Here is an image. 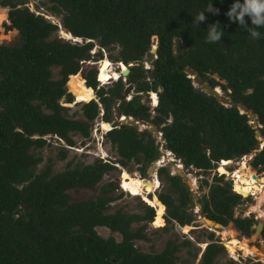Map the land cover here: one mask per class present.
<instances>
[{
	"label": "trees",
	"instance_id": "16d2710c",
	"mask_svg": "<svg viewBox=\"0 0 264 264\" xmlns=\"http://www.w3.org/2000/svg\"><path fill=\"white\" fill-rule=\"evenodd\" d=\"M22 2L0 0V18L6 17L5 22L1 20L3 31L14 28L20 36L17 44L0 42V264H175L178 244L188 240L175 243L168 238L160 250L142 251L133 239L145 238L144 222L133 228L129 223L158 218L157 225L162 228L165 222L174 221L187 230L193 219L184 207L190 201L188 186L177 173L158 165L156 176H163L166 185L155 192V197L149 196L151 201L144 202L141 214L119 208L107 211L108 201L116 195L113 192L119 185L115 179L97 184L101 176L114 166L113 162L125 167L132 159L143 178L145 167L158 156L157 142L147 128L117 122L110 115L111 102L124 84L119 77L102 88L96 86L94 67L77 72L79 60L89 57L87 50L93 40L106 50L115 45V55H107L126 63L142 58L152 34L156 45L149 68L132 63L125 74V82L140 92L129 99H119L118 110L153 123L160 131L162 145L183 166L198 171L211 168L218 158L238 157L253 150L249 164L255 171L262 170L259 175L242 163V158L232 171L223 166L228 159L219 162L217 171L236 180L235 191L253 195L244 212H253L256 218L263 216L259 237L264 245V146L255 150L258 140L254 136L255 130L264 136V28L256 29L261 37L253 40L243 27L230 22L225 13L234 0H43L44 10L58 17L65 33L89 38L76 42L57 36L55 22L29 10ZM210 5L219 9L218 15L205 11ZM203 11L206 20L197 26L193 21ZM245 20L248 27H253L249 17ZM217 22L224 35L220 42L207 43L206 31ZM173 37L180 39L179 46H173ZM0 38H4L2 34ZM51 65H57L56 78L50 76ZM119 66L125 67L121 63ZM185 66L200 81L225 90L229 104L219 103L193 85L183 70ZM76 73L82 82L80 89L88 96L66 90L64 84ZM97 73L99 80L98 69ZM156 88V104L149 115L141 94ZM93 93L102 107L100 119L106 128L110 126L103 135L115 157L94 158L73 166L65 161L64 167L54 172L45 164L36 171L34 165L40 156L29 148L46 144L48 139L43 134H54L69 145L73 142L70 132L88 135L90 121L98 111L91 98ZM71 94H75L74 101H81L80 117L67 115L66 106L59 103L60 98L70 101ZM149 96L153 103L155 94ZM236 101L255 114L254 125L244 111L236 108ZM57 155L62 158L64 149L59 148ZM174 166H180L178 161ZM186 176L193 186L190 175ZM221 176L212 173L209 180L199 179L206 190L198 198V209L223 226L217 232L227 252L234 255L235 250H240L255 255L256 250L246 238L254 220L251 214L233 215L232 207L241 202V197ZM118 178L122 188L124 180L120 175ZM150 180L154 182V176ZM95 185L99 189L92 197L70 199L66 191ZM227 222L242 235L240 238L225 225ZM95 225L118 232L119 238L101 236ZM221 250L222 245L207 231L196 264H212ZM227 264L234 262L229 260Z\"/></svg>",
	"mask_w": 264,
	"mask_h": 264
},
{
	"label": "rangeland",
	"instance_id": "374dc122",
	"mask_svg": "<svg viewBox=\"0 0 264 264\" xmlns=\"http://www.w3.org/2000/svg\"><path fill=\"white\" fill-rule=\"evenodd\" d=\"M21 1H23L22 4L26 5V7L29 10L42 14V16H44L50 21H53V22L59 21L57 16L50 14L44 10L45 3L43 2V0H21ZM4 7L6 11L7 6H4ZM1 20L2 19L0 18V34L4 35L5 33H8V37L0 38V42L6 41L8 45L17 44L19 42V35L16 29L11 28L7 30L6 32H4L2 25H1ZM5 20H6V17H5ZM5 20L3 19L2 22H5ZM10 32H12L11 33L12 35L10 34ZM56 35L59 37H62L63 39L64 38L68 39L70 41L75 39V38L74 39L68 38L70 34L65 33L63 29L61 28L60 30L56 31ZM91 44L93 43L91 42ZM91 48H92V45H91ZM97 50L99 51V55H101V50L99 48ZM104 51L105 53H110L111 55H115L116 46L114 45V47L108 50L104 48ZM97 56L98 54H96V52L93 53V55L89 54V58L91 62L88 64L85 62H81L79 64V67H81V71L91 66L94 67V63L92 60L95 59ZM107 58H102L97 63V67H98L97 69L100 72L99 79H101V81L104 82L103 84H100L102 88H105L111 85V80L113 79H109V78L117 77V71L114 70V68L112 67L115 65V62H113L114 59L108 55H107ZM108 60L111 62H109ZM49 68H50V76L52 78H56L59 76L57 73V65H51L49 66ZM78 73L80 74V72ZM64 86L66 87V90H68L69 92L75 91V92H78L80 95L88 96L87 93H84L82 89H80L82 87V82L79 80L78 74H75L74 76L70 77L66 81ZM123 86H125V83L123 84ZM76 89L78 90L76 91ZM220 91L223 94H225V90L220 89ZM71 97L74 100L72 94H71ZM146 98H147L146 94L142 93L141 100H143L144 102ZM72 99L70 101H64L63 98H60L59 103L66 106L65 112L67 115H73V116L80 117L78 107L81 101L72 102L73 101ZM110 115L112 116V109L110 111ZM254 123L255 121L251 124L254 125ZM134 125L136 126V128L138 126L139 128H142L141 124L138 125V123H136ZM105 128H106L105 122H103L98 116H95L90 121V124L88 126L87 136H81L75 131L70 132V136L73 140L71 145L64 143L61 138L59 139L53 135L49 136L46 144L40 147L29 148V150L33 154L40 156V160L36 162V164L34 165V169L37 171L41 169L45 164H49L50 171L54 172V171L62 169L64 167L65 161H68L70 166L79 165L83 162H89L90 160L97 158L96 154H99V153L105 155V158L107 159H113L115 157V152L103 135V132H104L103 129ZM150 133L152 136H154V140L157 141V152H158L157 157L159 161H161L159 164H164V166L167 167L169 171H174V163L176 162V159H172L174 158L172 154L170 152L168 153L165 150V148H163V145H161L162 140L159 138L157 131L154 130L153 132H151L150 130ZM260 137L264 139V136L260 135ZM59 148L64 149V156L62 158H60L57 155ZM252 152L253 150L247 152L244 157H241L242 158L241 162L244 164L246 163V165H249L248 162L250 160ZM238 159L239 158H237L236 165L235 163L229 160L227 162L228 165L226 166L227 170L237 167L239 165V160H240ZM178 163L181 166V167H178L179 170H181L184 173L180 176L182 180L184 181V178L187 177L186 174L188 173L190 177L192 178L191 180L193 181V186L191 185L188 186V189L190 192V201L198 202V198L200 194L202 192H205L206 190L205 186L201 182H199V179L200 178L209 179L212 174L211 168L205 169L203 171H198L197 168L195 167H192L189 165L183 166L180 161H178ZM136 164L137 163H135L132 159H130L127 161L125 167L114 165L108 172L104 173L99 179V181L97 182V184H99L101 182H104L106 179H115L118 182L119 189L113 192L116 195H114L112 199L108 201L107 211H111L114 208H119L125 212H135V213L141 214L143 210V204H146L144 202H150L151 197H155V192L157 190L164 189L166 182L163 176H160V177L156 176L158 182L157 180H154V182L151 183V186L149 188H146L145 182L147 178H145V176L143 178H140L138 176V170L136 168ZM147 166L145 167V170H144L145 172H146ZM250 168L257 175H259V173L262 171L261 169L255 171V168L253 166H250ZM118 175L122 176L124 180V184L122 188L120 187V184L118 181L119 180ZM221 179L226 180V181L228 180L230 189L233 190L232 188L234 187L233 181H236L235 179L232 180L230 175L226 173H222ZM230 183L232 185H230ZM109 188L110 186L107 185L106 191H108ZM97 189L99 188L97 185H95L92 188H83V187L77 188V189L68 188L66 191L70 199H79V198H84L88 196L92 197L93 195L98 193ZM147 193H150L151 197L147 196ZM193 195H196V198H193L192 197ZM240 197H241L240 199L241 202L238 204H248L253 200V195H251L250 193H248L245 196L240 194ZM238 204L232 207L233 215L251 214L253 220L255 221L256 217L254 213L253 212L245 213L243 209L241 210L240 208L237 207ZM261 207L262 209L264 208V203L261 205ZM198 208H199L198 205L195 204L194 207L190 209H186V210H189L193 214V219L191 220L189 224L190 226L188 227L187 230H182L178 226V224L174 221H172L171 224L168 222H165L166 227L162 228L160 225L159 226L157 225V222L160 221L158 218H155L152 221H149V220L130 221L129 225L131 228L135 227L141 222H144V227L142 229V232L145 235V238L133 239V244L142 251H158L161 249L165 240L168 238L171 239L175 243H180L181 240L186 239L188 240V243L183 244V245L178 244L177 246V250L175 251V256H176L175 264H186V263L196 264L197 255L199 251L201 250L203 244L206 242V233L207 231H211V238L217 240V242H219L222 245V250L219 251L214 256L212 264H227L229 260L233 261L234 264L235 263L248 264L249 262L254 261V260L264 261V245L260 244V239L253 236L252 234L253 226H252L251 233L248 236H246V238H248L247 243H249L251 246H256L258 248L257 251H254L255 255H253L252 253H251L252 255H248L240 250H235L234 255H231L229 252H227L224 245L222 244V238L220 236V233L217 232V230L221 228H219V226L210 224V222L204 223V221L201 218L203 214L199 211ZM225 225L233 228L230 222H227V224ZM94 229L101 236H106L110 234L116 240L119 238L118 232L109 231L105 226L95 225ZM233 229L235 230L234 236L237 238H240L242 235H240L235 228ZM257 244H259V246ZM193 253H194V256H192ZM184 261H186V263H184Z\"/></svg>",
	"mask_w": 264,
	"mask_h": 264
},
{
	"label": "water",
	"instance_id": "95a60500",
	"mask_svg": "<svg viewBox=\"0 0 264 264\" xmlns=\"http://www.w3.org/2000/svg\"><path fill=\"white\" fill-rule=\"evenodd\" d=\"M55 23H56L57 27L60 26L59 25V21L58 22H55ZM58 30H60V27L58 28ZM11 33L12 32H10V34ZM19 40H20V36H19ZM2 43L7 44L6 41H4ZM155 43H156V37L155 36H152L151 37V40H150V45H149L148 49L144 52V54L142 56V60L143 61L149 62L151 60V58L153 57L154 49H155ZM172 43H173V46L177 47L180 44V39L178 37H173L172 38ZM131 62L132 63H135V64H139V63H141V60L140 59H137V60H132ZM145 69L147 70L148 67H145ZM183 70H184V72L186 73L187 76H190L191 83L193 85H196L198 89L204 91L206 94H211L221 104H224V105L229 104V97L227 95L223 94L220 91V88L217 85L210 86L206 81H204V80L200 81L199 77L193 72V70L191 68L187 67V66H185L183 68ZM127 71H128V67L127 66H125L123 69H120V72L122 74H126ZM130 87H131L130 83H126L125 86L122 87V90H121L120 94L112 100V103H111L112 116H113V118H117L118 119V122H125V123H128V124H136V123H138V125L139 124L144 125L146 123L142 119H134L131 116H126L124 114H123V117H119V115L122 114V113L117 108L118 99L121 98L122 95L129 90ZM226 91H228V89H226ZM235 106H236V108H238L239 111H244L245 112L246 116L250 119V122L251 123H253L255 121V114L251 110L247 109L246 106L243 103H241L240 101H236L235 102ZM147 129L149 131L151 130V132H153L155 130V126L153 124L149 123L147 125ZM254 136L258 140L257 141L258 147L256 148V150H257L259 147L264 146V144H260L261 137H260L258 131H255L254 132ZM154 168H155L154 161L151 160L149 162L147 168H146L145 178H150L151 176H153V174H154L153 173ZM174 172L177 173L179 176H181L182 174H184L181 170H179V168H177L175 166H174ZM184 182H185V184L187 186H190L191 185L190 184V178H188V177H185L184 178ZM192 197L193 198H196V195H193ZM195 204H197L198 207H199V203L198 202H195V201L194 202L193 201H189L184 207H185V209H190V208L194 207ZM237 207L240 208L241 210L243 209V211H244V209L246 208V204H238ZM201 218L204 221L210 222V224H212V225L220 226V224L218 222L213 221V220L207 218L205 215H203ZM262 222H263V216H262V218H255V221L252 224V226H254V224L255 225L256 224H259V228L256 231V233H257L258 236H259V230H260V227L262 225ZM198 257H199V253L197 255L196 261L198 260Z\"/></svg>",
	"mask_w": 264,
	"mask_h": 264
},
{
	"label": "clouds",
	"instance_id": "9594fccd",
	"mask_svg": "<svg viewBox=\"0 0 264 264\" xmlns=\"http://www.w3.org/2000/svg\"><path fill=\"white\" fill-rule=\"evenodd\" d=\"M205 11H208V12H210V13H212L213 15H218L219 14V9H216V8H214L212 5H210L207 9H205ZM205 11H203V12H201V13H199L196 17H195V19H194V21H193V23H195L197 26L200 24V23H202V22H204L205 20H206V17H205V15H204V12ZM225 15L228 17V19H229V21L230 22H232V23H237L240 27H243L247 32H249V36L253 39V40H258V39H260V37H261V33L259 32V31H257L256 29H258V28H264V0H243V2H241V0H234V2L231 4V6H230V8H229V10H228V12L227 13H225ZM245 17H249L250 18V20H251V24L253 25V27H248V25H247V23H246V20H245ZM60 26H58V28H59ZM68 32V31H67ZM207 36H206V42L207 43H216V42H220V40H221V38H222V36L224 35V33H223V31H222V29H221V26H220V24H219V22H217V23H214V24H212V25H210L209 27H208V29H207ZM69 33V32H68ZM153 36H155V34H152ZM152 35H150V36H152ZM73 37H76V36H69L68 38H71V39H74ZM156 37V36H155ZM76 39V38H75ZM88 40V39H87ZM149 40H151V39H149ZM92 48H95V46H96V43H94L93 41H92ZM155 45H156V43H155ZM148 47H149V45H148ZM175 47V46H174ZM90 48H91V46H90ZM97 49L98 48H96V49H94V53L96 52V54H97ZM154 53V52H153ZM106 57H107V54L105 55ZM143 56V55H142ZM155 56V55H154ZM153 56V57H154ZM100 57H104V56H102V53H101V55H99L98 54V56L95 58V59H97V58H100ZM87 59H89V57L87 58ZM95 59H93V60H95ZM152 59V58H151ZM114 60H116V59H114ZM113 60V62H115ZM141 60V64H142V58L140 59ZM109 61V60H108ZM87 62V61H86ZM111 62V61H110ZM122 61L121 60H118V62H115V66L113 67V68H115V69H117V68H119V66L118 65H120V63H121ZM93 63H94V68H96L95 66V61H93ZM148 64H149V66H150V61L149 62H147ZM122 64H124L125 65V63L124 62H122ZM132 64V63H131ZM125 66H127L128 67V65H125ZM143 66V65H142ZM149 66H148V68H149ZM145 68V67H144ZM118 71V70H117ZM119 71H120V69H119ZM80 72V71H79ZM119 77V74L117 73V77H114V78H109V79H113V80H115V79H117ZM120 78V77H119ZM94 79H95V72H94ZM96 81V80H95ZM106 82V81H105ZM104 82H101L100 84H103ZM126 83H129V82H126ZM100 84H98V85H100ZM131 84V83H130ZM157 89L158 88H156V89H154V90H151V89H149V90H151V91H157ZM146 92V91H145ZM146 94V93H145ZM117 97V96H116ZM91 98H96L95 96H94V93H93V97H91ZM115 98V97H114ZM122 98V97H121ZM120 98V99H121ZM73 100V99H72ZM95 100V99H94ZM119 100V99H118ZM156 100H157V95H156ZM72 102H77V101H72ZM155 104H156V102H155ZM148 105V104H147ZM149 111V110H148ZM150 114V113H149ZM124 115H128V114H124ZM97 116V115H96ZM130 116V115H129ZM132 117V116H131ZM100 118V117H99ZM133 118V117H132ZM114 119V118H113ZM135 119V118H134ZM115 120V119H114ZM168 120V118H166V121ZM109 122V125H110V121H108ZM145 123L146 124H144V125H142L141 127H145V128H147V124H149L150 122H148V121H146L145 120ZM151 124H153V123H151ZM154 125V124H153ZM155 126V125H154ZM110 127V126H109ZM108 127V128H109ZM108 128H106V129H108ZM106 129H103V131H105ZM137 129H140L139 128V126L137 127ZM156 130H158V129H156V127H155V131ZM104 133V132H103ZM159 138L161 139V137L159 136ZM162 140V139H161ZM157 142V141H156ZM162 143H163V140H162ZM162 143H161V145H162ZM163 148H165L164 146H163ZM165 150L169 153L170 151L167 149V148H165ZM256 150V149H255ZM171 153V152H170ZM172 154V153H171ZM252 154H253V152H252ZM172 156L174 157V158H172V159H178L177 157H175L173 154H172ZM156 158H158V157H156ZM231 158V157H230ZM230 158H225V159H230ZM155 159V158H154ZM154 159H152L153 161H154ZM218 159H222V158H218ZM217 159V160H218ZM216 160V161H217ZM178 161H180L179 159H178ZM249 163V162H248ZM114 165H118V166H120L119 164H114ZM160 165H164V164H160ZM250 165V164H249ZM213 166H216L215 165V163H214V165ZM212 166V167H213ZM179 167H181V166H179ZM178 168V167H177ZM156 169V168H155ZM175 173V172H174ZM213 173H216V171L215 172H213ZM222 173H224V172H217L216 174H222ZM156 174V173H155ZM138 176H140L139 174H138ZM143 176H145V174L143 175ZM143 176H141V177H143ZM209 180V179H208ZM233 191H235V190H233ZM235 192H237V191H235ZM237 193H239V192H237ZM147 195L148 196H150V193H147ZM240 195V194H239Z\"/></svg>",
	"mask_w": 264,
	"mask_h": 264
},
{
	"label": "built area",
	"instance_id": "2783aa9c",
	"mask_svg": "<svg viewBox=\"0 0 264 264\" xmlns=\"http://www.w3.org/2000/svg\"><path fill=\"white\" fill-rule=\"evenodd\" d=\"M153 36V35H152ZM152 36H150L149 37V39H151V37ZM76 39H74V40H71V41H75L76 40V42H81V41H86L87 39H89V38H87V37H83V38H81V37H79V36H76L75 37ZM149 45H150V40H149ZM95 47H97V48H99L100 50H101V53H102V56H105L107 53H105V51H104V48L103 47H101L100 45H98V44H96V46ZM94 49H96V48H88V52H89V54L90 55H93V53H94ZM153 56H154V53H153ZM99 60V58H97V59H95V60H92V61H98ZM80 61V63L81 62H85V63H87L88 64V62H86V61H90V58L89 59H80L79 60ZM115 62H118V60H114ZM110 62V61H109ZM132 62L130 61V62H126L125 63V65H130ZM96 65V64H95ZM142 65H143V67H148L149 66V64L147 63V62H145V61H143L142 60ZM115 66V65H114ZM114 66H112V67H114ZM96 67V66H95ZM80 69H81V67H78V69H77V72H79L80 71ZM119 69L120 68H118V71H117V73L119 74V77H120V79H121V81H123L125 84H126V82H125V74H122L120 71H119ZM147 78V77H146ZM95 80H96V86L98 85V84H100L102 81H101V79H99V80H97V75H95ZM131 85V87L129 88V90L126 92V93H124L123 95H122V98H124V99H129L130 98V96L132 95V94H134V93H139L140 91H135L134 89H133V86H132V84H130ZM150 93H151V90H146V99H145V103H147L148 104V110H149V115H151L152 113H153V106L155 105V102H156V91H153V93L155 94V101L152 103L151 102V96H149L150 95ZM95 99V102H96V104H97V108H98V111H97V116L98 117H100L101 116V112H102V107H101V104L97 101V99L96 98H94ZM120 99V98H119ZM119 101V100H118ZM143 101V100H142ZM126 116H129V115H126ZM119 117H123V114H120L119 115ZM118 117V118H119ZM117 122H118V119L117 118H114ZM148 125V124H147ZM157 131V134H158V136H160V131L159 130H156ZM48 135L49 134H43L42 135V137H44V138H46V139H48ZM53 136H55V137H57V138H59L58 136H56V135H54L53 134ZM60 139V138H59ZM243 155H246V153H242V154H240L238 157H231L230 159H228V160H230V161H232L233 163H235V165L237 164L236 163V161H237V158H239V159H241V157H243ZM96 156H97V158H99L100 160H107V158H105V155H103V154H96ZM238 159V160H239ZM222 160H227V159H218L217 161L215 160V165H217V164H219V161H222ZM155 162H157V158H155L154 159V164H155V168L158 166V165H160L159 163L161 162H159L158 164H156ZM114 164H115V162H113ZM230 163V162H229ZM228 165V163H225V164H223V166L224 167H226ZM155 168H154V171H153V176H154V179L155 180H157V178H156V174H155ZM226 169H227V167H226ZM211 171H212V173L213 172H219V171H217L216 170V166H213V167H211ZM168 172L169 173H174V171H169L168 170ZM157 182H158V180H157ZM120 184V183H119ZM121 187V186H120ZM124 190V189H123ZM126 191V190H125ZM127 192V191H126ZM244 264V263H243Z\"/></svg>",
	"mask_w": 264,
	"mask_h": 264
},
{
	"label": "bare ground",
	"instance_id": "6f19581e",
	"mask_svg": "<svg viewBox=\"0 0 264 264\" xmlns=\"http://www.w3.org/2000/svg\"><path fill=\"white\" fill-rule=\"evenodd\" d=\"M72 36V35H71ZM3 37L4 38H6V37H8V33H5L4 35H3ZM74 38V37H73ZM102 58H107L106 56H104V57H100L99 58V60L96 62L95 61V64H96V68H95V75H97L98 73H97V63L100 61V59H102ZM108 59V58H107ZM88 63H90L91 61H87ZM121 64H122V62H121ZM124 65V64H123ZM119 66V65H118ZM125 66V65H124ZM119 68H121L120 66H119ZM114 70H118V68L117 69H115L114 68ZM97 73V74H96ZM76 74H78V73H76ZM97 79H98V77H97ZM78 89H76V91H77ZM153 91H151V93H152ZM76 93V92H75ZM75 95V94H74ZM74 95H73V97H74ZM151 102H152V100H151ZM69 103V102H68ZM260 144H264V139H260ZM158 159V158H157ZM176 161H178V159L176 160ZM223 161V160H222ZM229 161V160H228ZM228 161H225V162H228ZM219 162H221V161H219ZM156 164H157V162H155ZM223 163V162H222ZM175 164V163H174ZM218 165V164H217ZM217 165H216V169H217ZM228 171H232V169H230V170H228ZM232 183V182H231ZM230 183V185H232ZM190 184H191V181H190ZM145 185H146V188H149L150 186H151V180H149V178H147V180H146V182H145ZM233 188V190H234V187H232ZM154 204H156V202L154 203ZM157 205V204H156ZM204 221V220H203ZM208 221H204V223H207ZM209 223V222H208ZM219 227H223L222 225H220ZM258 228H259V224H254V226H253V232H252V234H253V236H255V237H257L258 239H260V237L257 235V233H256V231L258 230ZM253 248L257 251V247L256 246H253Z\"/></svg>",
	"mask_w": 264,
	"mask_h": 264
}]
</instances>
